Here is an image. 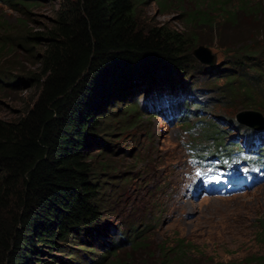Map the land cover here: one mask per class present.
I'll return each instance as SVG.
<instances>
[{
  "label": "trees",
  "instance_id": "obj_1",
  "mask_svg": "<svg viewBox=\"0 0 264 264\" xmlns=\"http://www.w3.org/2000/svg\"><path fill=\"white\" fill-rule=\"evenodd\" d=\"M4 1L13 0L0 3ZM59 1L54 19L41 31L29 34L23 21L3 29L13 44L26 52L40 46L41 54L36 55L37 74L29 80L38 89L32 107L18 119H0V264H80L76 257L88 250L73 245L81 247L78 236H87L102 221L103 165L98 168L92 158L100 155H94L96 149L110 151L99 135L106 131V121L120 111L112 130L135 127L139 91L145 92L151 112L163 94L191 96L168 70L188 73L193 62L189 50L206 45L204 36L214 37L224 49L236 45L242 34L253 37L254 24L264 16L259 0H154L162 11L178 8L185 25L180 30L144 26L139 8L145 0ZM186 1L191 8L182 6ZM240 75H226V89L232 93L239 80L246 110L258 112L264 107L255 102L253 87L264 88V80L249 82ZM260 95L259 103H264V93ZM174 104L184 109L180 99ZM153 116L162 114L154 111ZM199 123L200 140L211 142L216 135L209 131L212 120ZM261 230L264 244V222ZM145 239L142 232L135 235L133 249L146 248ZM116 247L118 243L111 244L96 259L82 257L86 264H105ZM157 249L160 264H184L189 247L178 239ZM256 261L264 264V255Z\"/></svg>",
  "mask_w": 264,
  "mask_h": 264
},
{
  "label": "rangeland",
  "instance_id": "obj_2",
  "mask_svg": "<svg viewBox=\"0 0 264 264\" xmlns=\"http://www.w3.org/2000/svg\"><path fill=\"white\" fill-rule=\"evenodd\" d=\"M25 2L31 3L32 7H23L18 0L0 3L2 120L18 119L37 99L38 89L29 80L37 74L36 55L41 54L40 46L26 52L13 44L3 29L6 25L23 21L24 31L29 34L39 32L54 19L60 5L59 0ZM182 6L186 9L192 7L187 1ZM139 10L144 26L166 24L184 29L180 11L174 5L162 11L154 0H145ZM263 17L254 24L255 35L248 38L240 35V44L231 49L219 48L214 37H202L206 43L204 46L216 56L213 66L202 65L193 58L191 51L197 44L189 50L193 62L188 66V73L177 74L168 70L175 76V81L191 92L190 100L184 95L179 99L193 116L185 114L187 117L184 118L178 113L172 122L154 117V111L147 108L145 92L139 91L141 109L136 114L135 127L122 133L112 130L119 121L120 111L106 121L108 127L99 135L107 141L110 151L96 149L94 155L97 152L100 155L92 158L95 166L103 165L100 167L104 182L102 221L93 231L86 232L87 236H78V244H83L81 247L73 245L88 250L76 257L80 264H86L82 255L96 259L114 243H118V247L112 256L107 257L105 264H160L157 247L162 243L173 246L178 239H183L189 247L184 264H257V258L264 255V244L259 237L264 222V182L247 193L228 197L216 176L210 174L206 177L203 170L188 158L186 150L187 147L198 151L207 148L212 153L218 146L226 147L253 129L236 121L239 112L247 111L243 93L239 90L242 87L240 81L233 82L234 91L231 93L226 89L225 77L240 73V77L249 82L258 79L263 83ZM244 50L247 54L243 53ZM235 62L246 63L245 68L234 67ZM248 63L255 67L249 69ZM256 67L260 71H256ZM253 89L256 90L253 94L255 102L264 107V103H259L263 86ZM223 91H226L225 95H222ZM133 98L137 102V98ZM158 106L161 112L169 110V106L162 109L164 106L160 102ZM257 111L264 124V108ZM208 120H212L210 133L216 134L209 143L200 140L202 128L199 123ZM208 187L213 188V195L204 193ZM141 232L146 238L142 243L146 248L133 249V238ZM42 258L48 259L46 256Z\"/></svg>",
  "mask_w": 264,
  "mask_h": 264
},
{
  "label": "water",
  "instance_id": "obj_3",
  "mask_svg": "<svg viewBox=\"0 0 264 264\" xmlns=\"http://www.w3.org/2000/svg\"><path fill=\"white\" fill-rule=\"evenodd\" d=\"M191 54L193 58L202 65L213 66L215 64L214 62L216 56L206 46H196L191 51ZM236 121L242 125L251 127L256 130L264 127L263 117L259 112L256 111L239 112L236 116Z\"/></svg>",
  "mask_w": 264,
  "mask_h": 264
},
{
  "label": "clouds",
  "instance_id": "obj_4",
  "mask_svg": "<svg viewBox=\"0 0 264 264\" xmlns=\"http://www.w3.org/2000/svg\"><path fill=\"white\" fill-rule=\"evenodd\" d=\"M161 96H162V95H161ZM173 99H174L173 101H175V100H177V99H179V98L176 99V98L174 97ZM169 104H170V103H169ZM169 104H168V105H169ZM181 104H182V102H181ZM173 105H174L175 108H176V105L174 104V102H173Z\"/></svg>",
  "mask_w": 264,
  "mask_h": 264
}]
</instances>
